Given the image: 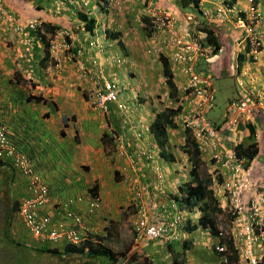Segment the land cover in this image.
Masks as SVG:
<instances>
[{"label": "crops", "instance_id": "0c3cea01", "mask_svg": "<svg viewBox=\"0 0 264 264\" xmlns=\"http://www.w3.org/2000/svg\"><path fill=\"white\" fill-rule=\"evenodd\" d=\"M86 1L87 8L80 9L79 4L83 0H75L74 5L70 6L59 4L55 0H2L3 7L18 16L23 23L34 17H42L52 26L68 29L76 48L83 50L80 60L91 73L90 77L88 74L81 76V70L73 60L66 59L61 64H56L50 57L43 59V38L25 27L22 34L27 36V44L23 42L20 34H16V37L11 36V32H6L5 24L0 18V121L4 123L13 142L32 160L48 186V204L45 208L47 212L53 214L54 203H66L70 197L79 195L92 184H96L97 191L103 198V207L94 216L87 217L92 229L103 228L102 219L109 213L108 201L115 204L128 196L125 188H117L114 184L126 181L125 184H130L132 189L139 185L143 187V205L142 208L139 206L138 215L144 214L151 220L160 211L161 205H168L175 195L179 196V187L189 182L191 176L190 161L184 152L183 141L179 145L176 142L174 145L167 144L168 142L159 145L153 134L145 133L144 140L135 143L133 130L138 123L142 121L150 125L155 113L168 106L165 104L161 109L159 104L156 105L159 98H153L151 90L164 88V94L169 97L161 60L155 55H145L142 49L146 36L142 33L139 35L138 26L146 32L147 20L142 17L146 13V6L141 7L153 4L175 16L193 13L200 17L202 9H212L224 1L245 11L247 0H198L197 4L187 1L182 2V5H179V0H122L126 10L119 17L106 0ZM255 3L262 14L257 27L264 38V0H255ZM85 19H93L92 29L85 27ZM102 26H106L108 30L107 38L98 39L102 47H90L89 41L95 39L96 32ZM209 27L220 42V50L214 54L210 64L204 65L211 66L214 75L222 76L238 66L236 37L241 30L230 24H211ZM186 28L188 31L183 33L185 36L192 31L190 24ZM115 57H122L124 61L117 63L114 61ZM240 66L239 75L247 89H264V40L260 57L255 62L244 59ZM171 68L173 69V63ZM173 72L175 78L177 76L181 79L182 74L178 69H173ZM105 75L121 86V101L127 105L125 111H120L113 104L107 114H102L93 111L89 105L84 87L91 78L97 79ZM133 93L139 95L136 102L132 100ZM164 98L167 99L165 95ZM248 124L254 126L257 138L259 136L254 169L262 171L260 174H263L264 113L253 117L252 121H243L236 129L228 131L225 144L232 146L237 141L244 146L248 145L251 142ZM175 130L177 129L172 127L167 129L168 140L171 135L178 133ZM104 133L107 135L106 141L102 139ZM111 136L114 138L111 139ZM116 138H121V145ZM137 144L139 147H136ZM153 144L155 147H163L160 154L152 147ZM139 148L149 153L155 152L156 163L146 157H138L132 161ZM113 149L116 152L109 155L107 152ZM201 160L200 175L203 177L208 170L213 181L211 187L223 206L227 201L222 195L221 184L216 180L215 174L210 172L212 167L209 166L208 158L201 157ZM0 166V180L7 178L5 184H11L8 189L11 192L9 197L3 192L0 194L7 208L6 214H9L12 202H19L29 193L26 179L21 173L13 170L8 163ZM114 171L119 172L118 182ZM10 174H14L12 180ZM70 208L81 215L85 213L84 204L77 206L74 203ZM60 211L58 218L66 220L65 207L62 206ZM195 211L193 209L185 216L181 237L172 240L169 249L162 248L160 251L155 248L150 251L147 250L150 242L142 240V249L153 264H174L173 257L183 250L187 264H222V255L216 249L218 238L198 224ZM262 212L264 219V206ZM219 218L216 217L215 220L218 227L223 228L224 224L218 222ZM187 219L189 223H186ZM66 222L71 225L70 221ZM195 225L196 228L190 230ZM183 246L186 248L183 249ZM189 251L190 254L187 253Z\"/></svg>", "mask_w": 264, "mask_h": 264}, {"label": "built area", "instance_id": "2783aa9c", "mask_svg": "<svg viewBox=\"0 0 264 264\" xmlns=\"http://www.w3.org/2000/svg\"><path fill=\"white\" fill-rule=\"evenodd\" d=\"M55 1L74 3V0ZM117 2L118 0H110V5ZM1 8L0 0V10L3 12ZM249 10L254 15L257 12L252 3ZM231 12L232 9L228 5L222 4L212 11H204L203 15L209 20L222 21L228 19ZM151 17L150 44L146 53L169 56L182 74L176 84L179 90L186 91V95L184 108L177 119L184 128L189 130L199 152L202 155H207L215 164H220L225 168V171L222 170L220 173L224 176L222 184L223 196L227 201L225 205L228 207L227 212L231 215L230 237L233 239L241 262L258 264L264 250V222L260 211V205L264 203V177L260 179L257 198L252 197L245 201V195L252 186L254 176L252 168L245 167V159L239 157L234 148H226L224 140L229 135L228 131L234 129L241 120L252 119L264 113V89H247L246 83L239 79L240 91L228 102L226 111L222 115L224 126L221 128L214 126L205 116L214 99V88L209 75L200 74L195 70L199 58L207 57L213 51V46L206 42L207 34L198 31L196 34H189L188 38H184L180 34V29L188 22L192 23L193 27L198 26V20L192 15L179 21L168 12L159 9L152 10ZM253 18L255 19V16H252ZM251 23L253 22L251 21ZM40 25L41 20L37 19L28 23V27L31 29ZM236 25L244 27L246 31L244 39L252 50V56L257 58L262 45V35L258 31L256 32L254 27L246 25L241 18H236ZM99 34L102 37L106 36L105 29L102 28ZM62 35L66 36L68 33L66 31L55 32L49 42L51 56L57 63L66 61V59L76 61L85 76L89 71L85 69L83 61L80 60L82 49H73L72 43L61 38ZM89 45L101 47L97 41H91ZM116 62H123V59L118 57ZM85 91L90 105L100 113L108 112L111 104H115L122 111L127 109V105L120 100V85L113 80L101 76L98 81H90ZM141 136V133L137 132V137ZM1 158H10L13 165L26 177L29 194L20 203L17 215L33 236L41 241L53 243L63 241L79 243L85 237L88 227L79 215L67 208L73 202L80 204L87 201V213L93 214L101 207L100 195L84 192L74 199H69L67 203H56L55 214L59 215L61 207L64 206L66 209L64 215L72 221V226H67L64 220H54L47 213H42L47 205V185L42 181L29 158L7 137L5 127L2 125H0ZM140 196L141 193L137 190L136 198L139 199ZM181 220L182 215L180 214L176 215L175 219L169 223L154 224L149 222L146 217L141 216L135 221L134 230L138 237L171 240L178 237ZM225 235L227 233L220 231L219 237ZM217 249L225 251L223 245ZM119 264H127V262L125 260Z\"/></svg>", "mask_w": 264, "mask_h": 264}, {"label": "trees", "instance_id": "16d2710c", "mask_svg": "<svg viewBox=\"0 0 264 264\" xmlns=\"http://www.w3.org/2000/svg\"><path fill=\"white\" fill-rule=\"evenodd\" d=\"M187 1H190L192 4H197L198 2V0H179V5H182V2L185 3ZM93 24H94L93 19H88V20L85 19L86 28L92 29ZM43 27H44V33H42V36L45 35L46 33L53 32L54 29L58 28L56 26L50 25L49 23L43 24ZM203 29L206 30L209 35L208 36L209 42H212L213 44H215L214 53H217L219 49V43L214 36L213 30H211V28H208L206 26ZM42 38L44 39V36ZM44 45H45V54H44L43 59L46 60L49 58V52L47 50V46H48L47 41H44ZM159 59L162 62L163 76L165 77L166 84L169 88V97L172 98L173 101H178L177 88L173 81V77H172L173 74L171 71L169 60L166 56L164 57L163 55H160ZM244 59L245 58L243 54L240 53L237 55L236 60L238 62V66H237L238 71H240V67H241L240 65L242 64ZM199 61L202 64L203 62L205 65L208 64V62L205 59L203 60V57H200ZM214 102H215V97L213 99L211 107L215 105ZM228 102L226 104V107L228 105ZM179 110H180L179 106L173 107L169 105L155 113L154 120L151 122V132L154 134L159 145L165 144L167 142V127L172 125L173 123L172 119L174 115L178 113ZM221 119L223 122L224 119L222 117ZM249 124L247 125V128L250 133L251 142L246 146H244L243 144H238L236 149H238L237 150L238 155H242V156L246 155L250 159L252 156H254L257 153L258 145L256 141L255 128L254 126L249 125ZM102 139L103 141H106L107 139L106 133L103 134ZM183 147H184L185 152L189 156V160L191 162L190 175L192 179L189 182L183 183L182 186L179 187V191L181 195L179 197L175 196V198L178 199L180 206H182L183 208H186L187 210H193L194 208H198L200 211V216L198 218V224L203 228H207L211 235L219 236V233L222 230L220 229V227H218V224L215 218L217 217L218 213L222 212V208L219 204V200L217 196L215 195L211 187L212 182H213L211 175L205 174L203 177L200 175V165L202 163L200 154L197 150V146L195 142L188 135L185 139V143ZM2 162L3 161H0V165H2ZM9 162H12L10 158H9ZM114 173H115L116 181H119L120 180L119 172L114 171ZM21 174L25 177L23 173ZM12 176L14 177V174L12 175L10 174L11 180L13 178ZM7 177L9 178V176ZM6 180L7 178H5L4 181ZM96 186L97 185L95 184L90 189L91 191H93V194H96L97 192ZM8 189L9 187H7L5 190H2L6 197L7 196L9 197L11 194V192L8 191ZM19 204H20V201L18 202V200H16L12 202L11 211L9 212V214L8 213L6 214V211H5V222H4L5 230L3 233V235L5 236V240L9 242L11 245H13L14 249H18L21 251L19 253V256H23L22 252H28L29 250V251L38 252L39 254H43L45 256H50L58 264H73V263L74 264H119V262L126 257V254L128 251L130 252L132 251L131 254L129 255V261L137 260L139 255L143 254V252L140 253V251L137 248H133L131 245H128L123 251L121 250L118 252L114 251L110 246H108L105 243L106 238L110 234L109 228L107 229L106 235H104L103 237H101L102 235L96 232H92V227L90 225L91 223L87 216H94L96 212H94L93 214L87 213V209H88L87 201L83 202V204L85 205L84 215H81L80 213H76L82 218L85 225L87 227L89 226L88 231L85 233V237L78 244H72L69 242H59L55 246L49 247L48 245L45 244L44 247H38V248L33 249L26 243L19 241L21 237H18V235H21L22 237L27 238L26 236L28 234L33 239L37 238L33 236V234L29 231V229L26 227V225L17 215ZM136 209H139V207L136 206ZM85 216L87 217L86 219L84 218ZM169 217H167V219ZM17 218L18 220L22 222L25 230L27 231L26 234L23 233L22 231L13 229L14 223L17 221ZM186 223H189L188 219ZM195 228H196V225L193 226L192 228L190 227V230H194ZM227 236L228 235L219 237L220 238L219 244L221 245L223 244L226 247L225 251L221 253L222 255L226 257V261H223L222 264H239V255H238L237 249L234 246L233 239L231 240ZM16 238H18L19 240ZM148 241L150 242V244L157 243V239H154V240L151 239ZM164 244L168 246L167 247L168 249L170 248L168 239L166 238L164 239ZM185 248L186 246H183V249ZM23 257L26 259L25 256ZM67 257H70L73 260L71 262L64 261V259H66ZM173 262L174 264H187L185 260V251L183 250L180 253H177V256L173 257ZM140 264H153V263L146 256L144 257L142 261H140ZM259 264H264V256L262 257Z\"/></svg>", "mask_w": 264, "mask_h": 264}, {"label": "clouds", "instance_id": "9594fccd", "mask_svg": "<svg viewBox=\"0 0 264 264\" xmlns=\"http://www.w3.org/2000/svg\"><path fill=\"white\" fill-rule=\"evenodd\" d=\"M74 3H75V0L73 1ZM76 2H77V0H76ZM106 2L108 3V5L111 7V8H114L115 9V11H116V15L119 17V16H123L124 15V12H125V4H124V2L122 1V0H118V2L116 3V4H114V5H110V0H106ZM59 3V2H58ZM74 3L73 4H69V3H59V4H63V5H74ZM252 3V5L254 6V7H256V9H257V12L255 13V15L254 14H251V11L249 10V7H250V4ZM222 4H225V5H228L229 7H230V9H232V12L229 14V16H228V19H225V20H222V21H220V20H209V19H207V18H205L204 17V15H203V12L204 11H206V10H210V11H212V10H214L216 7H218V6H220V5H222ZM87 5H88V1H86V0H83V2L82 3H80L79 4V6H81V8L80 9H85V8H87ZM146 6V7H145ZM1 9H2V11L3 12H1V10H0V18H2V20H3V22H4V24H5V31L6 32H11V36H16L17 37V35L18 34H20V36H23V34H22V32H23V28H27L28 30H30V31H33L35 34H37L38 36H40V38H42L43 36H44V39L43 40H45V41H47V43H48V46H47V50H48V52H49V57H50V60L51 61H54L56 64H61V62L60 63H57L56 62V60H54V58L51 56V53H50V49H49V42L51 41V39H52V37H53V35H54V33L55 32H58V31H66L67 33H68V35H66V36H63L62 35V37L61 38H63V39H66V40H68V41H70L71 43H72V46H73V49H76V46H75V44L73 43V40H72V38H71V34H70V31L68 30V29H64V28H56V29H54V31L53 32H50V33H46L45 35H43L42 36V33H44V27H43V24H45V23H48V22H46V20L45 19H43L42 17H34V18H32V19H30V20H28V21H26L25 23H23L22 21H21V19L18 17V16H15L10 10H7V8H5V7H3V4H2V0H1ZM145 7V11H146V13H144L143 14V16L142 17H144V18H146V20H147V22H146V27H145V29H146V33H147V44H145V47H146V49H147V47H148V45L150 44V32H151V30H150V25H151V19H152V17H151V11L152 10H159L160 8H157V7H155L153 4H151V5H144L143 7H141V8H144ZM6 9V10H5ZM160 10H162V9H160ZM164 11V10H163ZM165 12H167V11H165ZM201 13H200V17L198 16V15H195V14H193V13H186V14H182V15H177V16H175V15H172L171 13H169L170 15H172L175 19H178L179 21H183L184 19H185V17L186 16H188V15H192V16H194L195 17V19H197L198 20V26H196V27H193V24L192 23H186L184 26H182V28L180 29V34L184 37V38H188V35L189 34H191V33H195L196 34V32H198V31H202V32H205L206 34H207V39H206V42H208V43H210L212 46H213V51L210 53V55L209 56H207V57H204L203 58V60L205 59L207 62H208V64H210V61L212 60V57L214 56V51H215V44H213L212 42H209V40H208V33H207V31L206 30H204L203 28L205 27V25H209V26H211V24H215V25H219V26H225L226 24H230L231 26H234V28H238V29H240L241 31H240V33H239V35L236 37V40H237V44H236V50H235V53H236V59H237V55L238 54H243L244 55V58L247 60V61H251V62H255L259 57H260V55H261V50H262V48H263V40H264V38H263V35H262V33L258 30V25L260 24V20H261V17H262V14H261V11L258 9V7H257V4L255 3V0H251V1H249V0H247V8H246V10L245 11H242L241 9H237V7L235 6V5H233V4H231L230 2H227V1H224V2H222L221 4H219V5H217V6H215L214 8H212V9H202L201 11H200ZM243 13L245 14V15H243ZM257 15V16H256ZM252 16H255V19H254V21H253V19H252ZM236 18H241L243 21H244V23H246V25H248V26H252V27H254V30L257 32H259V34L260 35H262V45H261V48H260V53H259V55H258V57L257 58H254L253 56H252V50H251V48H250V46L246 43V41H245V39H244V37H245V35H246V31H245V29H244V27H240V26H237L236 25ZM35 19H37V20H41V25L40 26H37L35 29H31V28H29L28 27V23L30 22V21H33V20H35ZM251 21L253 22V23H251ZM188 24H190L191 25V27H192V31L190 32V33H188L186 36L185 35H183V33L184 32H187L188 30H187V25ZM204 25V26H203ZM209 26H207L208 28H210ZM102 28H104L105 29V32H106V36H104V37H102V35H100L99 34V31L102 29ZM212 30V29H211ZM99 31H97L96 32V37H95V39L94 40H91V41H97L100 45H101V42L98 40L99 38H102V39H104V38H107V36H108V30H107V28H106V26H102L100 29H99ZM214 32V31H213ZM17 34V35H16ZM48 34V36H46ZM95 35V34H94ZM97 36H99L98 38H97ZM215 36V35H214ZM216 38V37H215ZM217 40V39H216ZM91 41H89V43L91 42ZM23 42H25V43H27V44H29V41H28V38H27V36L26 35H24L23 36ZM89 43H88V45H89ZM218 43H220L219 41H218ZM43 46L45 47V45H44V43H43ZM90 46V45H89ZM96 46V45H95ZM90 47H93V46H90ZM98 47V46H97ZM102 47V46H101ZM82 49V48H81ZM146 49H145V54L147 55V56H151V55H153V54H147L146 53ZM219 50H220V44H219V49H218V52H219ZM83 51V50H82ZM161 55H163V54H161ZM155 56H157V55H155ZM160 56V55H159ZM159 56H157L158 57V59H159ZM164 57L166 56V55H163ZM167 58H168V60L170 61V66H171V63H173L172 62V60L170 59V57L169 56H166ZM118 58V57H117ZM116 57H115V62H116V59H117ZM119 58H122V57H119ZM49 59V58H48ZM123 59V58H122ZM123 61H124V59H123ZM198 62H200L199 60H198ZM237 62V61H236ZM201 63V62H200ZM213 62H211V64H212ZM202 64V63H201ZM203 64H204V62H203ZM203 67L204 68H202V67H200V66H198L197 65V63H196V65H195V70H196V72H198V73H200V74H204V75H209V77H210V80H211V84H212V86H213V83H212V76L214 75V73H213V69H212V67L210 66V67H208V66H204L203 65ZM86 69V68H85ZM173 69H177V67L173 64ZM173 69L171 68V71H172V74H173V81H174V83H175V86H176V88H177V99H178V101H174L175 102V105H171V106H173V107H176V106H179V111H178V113L176 114V115H174V117H173V119H172V121H173V123H172V126H168L167 127V129L169 128V127H172V129H174V128H176V129H179V127L181 128V134H182V137H181V139L183 140V145H184V143H185V139H186V137H187V135L195 142V140L191 137V135H190V132H189V130L188 129H186V128H184L183 126H182V124L180 123V121H178V119H177V116L180 114V112L183 110V108H184V104H185V95H186V91H181V89L179 90V88H178V86H177V82H175V79H176V81H179L180 79L176 76V78H175V76H174V72H173ZM239 72L240 71H238L237 70V67H235L234 68V70L232 69V70H229V72H228V74L229 75H231V76H233V77H235L236 78V96H237V94H238V92L240 91V86H239V84H238V80L240 79V80H242L243 81V79L240 77V75H239ZM82 73V72H81ZM90 73H91V70H89V72L87 73L88 75H89V77H90ZM81 76H83V74H81ZM103 77H105L106 79H109V80H112V78H110V77H108V76H103ZM92 80L91 81H98L99 79H101V77H99V78H91ZM114 81V80H113ZM164 81H165V83H166V80H165V77H164ZM116 82V81H115ZM90 82H88V84H89ZM116 83H118V82H116ZM87 84V85H88ZM119 84V83H118ZM86 85V86H87ZM86 86L84 87V94H85V97L87 98V101H88V97H87V94H86V91H85V88H86ZM166 86H167V84H166ZM168 87V86H167ZM120 88H121V86H120ZM213 88H214V86H213ZM148 91H150V89L148 90ZM121 93V92H120ZM121 95V94H120ZM235 96V97H236ZM132 100H134L135 102L137 101V99H138V97H139V95L138 94H136V93H133L132 94ZM214 97H215V89H214ZM234 98V97H233ZM232 99V98H231ZM120 100H121V96H120ZM89 102V101H88ZM123 103H125V102H123ZM126 104V103H125ZM136 105H137V103H135ZM89 105H90V102H89ZM113 104H111L110 105V107H109V110L111 109V106H112ZM91 106V105H90ZM169 106V105H168ZM117 107V106H116ZM136 107H139V105H137ZM91 108L93 109V107L91 106ZM128 108H129V105H128ZM212 107H210L209 109H207V111L206 112H208L210 109H211ZM119 109V108H118ZM120 110V109H119ZM93 111H96V110H94L93 109ZM120 111H122V110H120ZM225 111H226V109H225ZM225 111H224V113H225ZM109 112V111H108ZM108 112H106V113H102V114H107ZM223 113V114H224ZM205 116H206V113H205ZM222 117V116H221ZM208 119V118H207ZM154 120V119H153ZM152 120V121H153ZM209 120V119H208ZM247 120H250V121H252V119H247ZM151 121V122H152ZM210 121V120H209ZM243 121H246V120H241L239 123H241V122H243ZM214 126H217L218 128L219 127H221V126H224V121L222 122V123H216V122H212V121H210ZM238 123V124H239ZM238 124H237V126H238ZM0 125H2V126H4L5 127V125H4V123L2 122V121H0ZM237 126L234 128V129H236L237 128ZM224 129V128H223ZM5 131H6V135H7V137L13 142V140L10 138V136L8 135V132H7V129H6V127H5ZM175 131H177V130H175ZM137 132H140L141 133V137L140 138H138L137 137ZM145 133L147 134H153L152 132H151V123H150V125L149 124H145V123H143L142 121H140L139 123H138V125H137V128H135L134 130H133V136H134V139H135V143H138V142H140V140H144V138H145ZM112 138H114L113 136H111ZM153 137H154V139L156 140V138H155V136H154V134H153ZM120 139L121 138H116V140H117V143L119 144V145H121V141H120ZM259 139V136H258V138H257V135H256V141ZM225 141H226V138H225V140H224V145H225V147L226 148H234L236 151L238 150V149H236V147H237V145L239 144L237 141L234 143V145H229V146H227L226 144H225ZM156 142H157V140H156ZM156 142H154L156 145H157V143ZM167 144H170V140H168V135H167ZM14 143V142H13ZM15 145H16V147L20 150V148H19V146L16 144V143H14ZM159 144V143H158ZM195 144H196V142H195ZM257 145H258V143H257ZM196 146H197V144H196ZM136 147H139L138 146V144H137V146ZM156 151H158L159 152V154H160V151H161V149H163V147H155L154 146V144H153V146H152ZM159 149V150H158ZM197 150H198V147H197ZM21 151V150H20ZM21 152H23V151H21ZM185 152V151H184ZM198 152H199V150H198ZM258 152V151H257ZM24 153V152H23ZM186 153V152H185ZM25 154V153H24ZM199 154H200V158L201 157H207L208 158V156L207 155H202L200 152H199ZM238 154V153H237ZM28 158H29V156L27 155V154H25ZM186 155H187V153H186ZM257 155V153L254 155V156H252L250 159L246 156V155H244V156H242V155H239V157H242V158H244L245 159V162H244V166L245 167H250V168H252V171H253V180H252V186H251V189L246 193V195H245V201L249 198V199H252V197H255V198H257V196H258V194H259V187H258V185H259V183H260V179H262L263 177H264V173L263 174H260V173H262V171H255V169H254V165H255V160H254V158H255V156ZM188 156V155H187ZM138 157H146V158H148V159H151V162L152 163H156V157H157V155H156V153L155 152H151V153H149V152H147L146 150H143V149H137V152L136 153H134V157L132 158V161H134V160H136L135 158H138ZM188 158H189V156H188ZM7 159H9V158H1L0 159V161H3L2 162V164L3 163H5V161H6V163H8V164H10L11 166H12V168L16 171V170H18L14 165H13V163L12 162H9V161H7ZM29 160L31 161V163H32V165H33V167L35 168V166H34V164H33V162H32V160L29 158ZM208 160H209V166H211L212 168H211V171L210 172H212V173H214L215 174V177H216V180L218 181V183L219 184H221L220 186L222 187V195H223V179H224V176L220 173L222 170H224L225 171V169H224V167H222L220 164H215L214 163V161L213 160H210L209 158H208ZM190 161V160H189ZM202 161V160H201ZM216 166V167H215ZM200 167H201V165H200ZM190 169H191V162H190V167H189V175H190ZM35 170H36V168H35ZM160 170V169H159ZM19 171V170H18ZM36 172H37V170H36ZM160 172H162L161 170H160ZM38 173V172H37ZM255 173H256V176L257 177H255ZM207 174H208V170H207ZM38 175H39V173H38ZM40 176V175H39ZM164 176V175H163ZM191 176V175H190ZM41 177V176H40ZM158 178H159V180H160V175H158ZM212 178V177H211ZM26 179V178H25ZM42 179V178H41ZM192 179V178H191ZM43 181V180H42ZM163 181H164V179H163ZM44 182V181H43ZM45 183V182H44ZM26 185H27V181H26ZM95 184H92L89 188H87L85 191H83V192H81L80 194H82V193H84V192H87V193H92L93 194V191H91L90 189L94 186ZM47 188H48V186H47ZM27 190H28V186H27ZM133 190V194H134V198L136 199V206H140L141 208H142V205H143V200H142V193H143V187L141 186V185H139V186H135L134 187V189H132ZM140 191V193H141V196H140V198L139 199H137L136 198V191ZM28 193H29V191H28ZM79 194V195H80ZM96 194L97 195H100V197H101V207L97 210V211H95L96 213L97 212H99V211H101L102 209V202H103V198H102V196H101V194H99V192L97 191L96 192ZM181 194H180V191H179V196H180ZM78 195H75V196H73V197H70V199H74L75 197H77ZM175 196H177V197H179L178 195H175ZM175 196H174V198H173V200H172V202H170L168 205H161V207H160V211H158L157 212V214L155 215V217L153 218V219H148L147 217V219H148V221L149 222H152V223H154V224H161V222H164V223H169L170 221H173L174 219H175V216L176 215H182V220L180 221V228H178V237L177 238H175V239H171V240H169V243L172 241V240H177V239H179V237H181V230H182V226H183V222H184V218H185V216L186 215H188L189 214V212H191L192 210H187L186 208H183L182 206H180V203L178 202V199H176L175 198ZM23 200V199H22ZM22 200H20V203L22 202ZM69 200V199H68ZM85 202V201H84ZM56 203H58V202H56ZM56 203H54V205H53V209H54V206L56 205ZM59 203H61V204H63V202H61V201H59ZM67 203V202H66ZM47 204H48V194H47ZM71 204H74V202L73 203H71ZM81 204H83V202L82 203H80V205ZM220 204V203H219ZM20 205V204H19ZM19 205H18V208H19ZM76 205L78 206L79 204L78 203H76ZM221 206V208H222V212H226L227 213V215H228V220H227V223H225V222H223V228H221L220 227V229L224 232V233H227V237L228 238H230L231 240H232V238L230 237V235H231V232H230V223H228L229 221H230V218H231V215H229V213L227 212L228 211V207L224 204L223 206L222 205H220ZM263 206H264V203H261V205H260V211H261V217H262V214H263V212H262V210H263ZM46 208V207H45ZM45 208H44V210H43V212L42 213H47L48 215H50V216H52V218L54 219V220H60L58 217L60 216V214L59 215H56L55 214V210H54V213L53 214H51V213H49V212H47L46 210H45ZM68 210H71L73 213H76L74 210H72L71 208H70V206L67 208ZM194 209H196V213H194V214H197L198 215V218H199V216H200V211H199V209L198 208H194ZM140 210V208L139 209H137V211H139ZM221 212V214H219V216L217 215V217H220L223 213ZM141 216H143V217H145V215L144 214H139L138 215V212H137V218L133 221V225H134V223H135V221L139 218V217H141ZM171 217V218H168L167 219V217ZM64 217L66 218V216L64 215ZM198 218H197V221H198ZM70 221V224L71 225H69L66 221ZM64 221H65V224L67 225V226H72V221H71V219H68V218H66V220L64 219ZM220 221V218H219V220H218V222ZM262 221L264 222V219L262 218ZM222 223V222H221ZM89 227V226H88ZM93 230H95V229H93ZM92 230V232H95V231H93ZM132 231H133V233H134V237H135V243H136V245L133 247V248H137L139 251H140V253L141 252H143L144 253V251H143V245H141V242H142V240H151L150 238H147V237H138V235H137V233H136V231L134 230V226H133V228H132ZM215 237H217L218 238V241H220V238H219V236H215ZM37 242H39L40 244H41V246H39V247H44V245L46 244V245H48L49 247H51V245H53V246H55L57 243H59V242H57V243H53V242H49V241H41L40 239H38V238H36L35 239ZM152 240H154V239H152ZM164 239H157V243H159V244H161L162 245V247L165 249V248H167V247H165L166 246V244H164V241H163ZM64 242V241H63ZM70 243V242H69ZM72 244H74V243H72ZM78 244V243H77ZM223 245V244H222ZM219 246H221V244H218L217 245V247H216V249L219 247ZM224 247H225V245H223ZM235 246V245H234ZM38 248V247H37ZM236 248V247H235ZM225 249H226V247H225ZM217 251L221 254L222 252H224V251H219L218 249H217ZM132 252V251H131ZM131 252L130 251H128L127 252V254H126V257L123 259V260H121L120 262H122V261H125L126 260V262H127V264H140V259H141V257H138V258H140L139 260H133V261H129V255L131 254ZM222 255V254H221ZM239 255V254H238ZM140 256V255H139ZM144 256H146V254L144 255ZM264 256V250H263V252H262V255H261V257H260V259H259V262H258V264L260 263V261H261V259H262V257ZM224 259H226V257L224 256V255H222V262L223 261H226V260H224ZM239 264H247V263H245V262H241L240 261V257H239Z\"/></svg>", "mask_w": 264, "mask_h": 264}, {"label": "rangeland", "instance_id": "374dc122", "mask_svg": "<svg viewBox=\"0 0 264 264\" xmlns=\"http://www.w3.org/2000/svg\"><path fill=\"white\" fill-rule=\"evenodd\" d=\"M138 32H140L139 35H141V33L144 34L147 39V33L144 30H141L139 26H138ZM146 39H145V42H146ZM145 42L142 44L143 45L142 49H143L144 54H145V49H146ZM197 65L200 67H203V65L200 62H197ZM212 83L215 89V102H214L215 105L208 112H206V118H208L212 122L221 123L222 122L221 116L223 115L225 111L227 102L231 98L236 96V78L231 75H228L227 73L223 74L222 76L213 75ZM163 90L164 88L162 89L153 88L151 90V96H153V98L155 97L159 98L156 102V105L159 104L161 109L164 107L163 105L165 104L175 105V102L171 100L166 94H164ZM164 95L167 98L166 100L164 98ZM177 132L178 133H176L175 135L170 136V143H172L173 145L175 144V142L179 145V142L183 141L181 139L182 134H181L180 127L179 129H177ZM173 136H176V137H173ZM113 152H116V151L113 149L107 153L111 155ZM68 157H70V155H68ZM7 161H9V159H7ZM16 172L20 173L18 170H16ZM204 172H206V169ZM200 173H201V170H200ZM125 183L126 181L114 184V186L117 188L118 187L125 188L127 190L128 196L120 199L115 204H110V201H108L109 206L107 204V208H108L109 213L105 218L102 219L104 223L103 228L97 227L98 229L96 228L95 230L92 229L96 233L102 235L101 237H103L104 235H106L107 229L109 228L110 234L106 238L105 243L108 246H110L114 251H117V252L120 250L121 251L125 250V248L128 245H131L132 247L136 245L134 233L132 231L133 221L136 219L137 212H138L136 209V199L134 198L131 185L125 184ZM9 186H11V184L9 183L5 184V182L0 180V194L3 192L2 190H5ZM128 188H131V189L128 190ZM104 205L106 206V201ZM102 207H103V202H102ZM5 210H7V208L5 207V203L3 202V197H1L0 199V264H58L50 256H45L43 254H39L38 252H34V251L28 250V252H22L23 256H25L26 259L23 256H19V253L21 251L18 249H14L13 248L14 246L5 240V236L3 235L4 230H5L4 229ZM222 213L223 214L220 216V222L227 223L228 215L226 212H222ZM219 214L221 213H218L217 215L219 216ZM13 229L22 231L25 234L27 232L22 222L18 220V218H17V221L14 223ZM18 237H21L20 240L18 238L16 239H18L19 241L23 243H26L33 249L41 246L39 242H37L35 239H33L28 234L26 236L27 238H24L21 235H18ZM155 248L161 251L163 247L159 246L158 243H151L147 250L153 251L155 250ZM187 253L190 254L191 251ZM144 255L145 253L140 254L139 257H141V259L138 258L137 260L140 259L139 261H142L144 257H146ZM161 256H162V253H161ZM72 260L73 259L70 257H67L66 259H64V261H68V262H71Z\"/></svg>", "mask_w": 264, "mask_h": 264}]
</instances>
